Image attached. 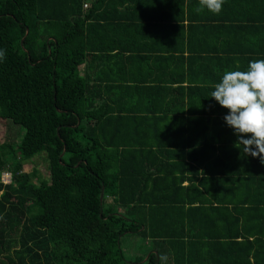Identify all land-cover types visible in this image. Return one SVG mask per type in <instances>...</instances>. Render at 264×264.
<instances>
[{
    "label": "trees",
    "instance_id": "1",
    "mask_svg": "<svg viewBox=\"0 0 264 264\" xmlns=\"http://www.w3.org/2000/svg\"><path fill=\"white\" fill-rule=\"evenodd\" d=\"M163 1L0 0V264H260L264 164L210 96L264 59V0L213 31Z\"/></svg>",
    "mask_w": 264,
    "mask_h": 264
},
{
    "label": "clouds",
    "instance_id": "2",
    "mask_svg": "<svg viewBox=\"0 0 264 264\" xmlns=\"http://www.w3.org/2000/svg\"><path fill=\"white\" fill-rule=\"evenodd\" d=\"M225 0H198L194 9L218 15ZM5 52L0 49V62ZM210 98L227 109L224 121L237 137L241 152L264 164V59L250 60L246 71H228L215 85Z\"/></svg>",
    "mask_w": 264,
    "mask_h": 264
},
{
    "label": "crops",
    "instance_id": "3",
    "mask_svg": "<svg viewBox=\"0 0 264 264\" xmlns=\"http://www.w3.org/2000/svg\"><path fill=\"white\" fill-rule=\"evenodd\" d=\"M91 0H88V2H90ZM146 1V0H144ZM148 3H150V7L151 8H164L166 9V11L168 10V3L167 2H164L163 0H160L158 2V0H155L154 2H152V0H147ZM164 2V3H163ZM192 9L194 10L195 9V5L192 6ZM168 12V11H167ZM164 16V15H162ZM199 17L202 18L203 20V23L202 25L203 26H208V21H210V18H211V14L210 12H204V13H201L199 14ZM164 18V17H162ZM122 22V21H121ZM157 23V22H156ZM201 22H194L193 26H202V25H197V24H200ZM112 24H118V23H112ZM120 24H123V23H120ZM186 25V21L184 23ZM213 26V25H212ZM223 28L227 26V24H222L221 25ZM209 27V26H208ZM207 30L209 31H213L210 27L209 28H206ZM216 30V29H215ZM194 31V30H193ZM227 33L224 29H219L217 27V30L215 31V33H211V34H208V35H205V34H198V33H193V35H197V36H200V37H203V43H202V46L200 44H198L200 47H202L201 49H203V51L200 53V55L202 54V56H204L203 58H209V56H211L212 54L215 55L217 50H220L221 48H219L218 46V43H217V38L218 37H222L224 38L226 36ZM142 34H139L138 37H141ZM132 37L129 36V35H121V36H113L112 39H118L120 41H123L122 44L126 45L125 42L128 43V39H131ZM198 39V38H196ZM196 56V55H195ZM188 183H184L183 186H186ZM258 261H260V264H264V253H261L259 254L258 256Z\"/></svg>",
    "mask_w": 264,
    "mask_h": 264
},
{
    "label": "rangeland",
    "instance_id": "4",
    "mask_svg": "<svg viewBox=\"0 0 264 264\" xmlns=\"http://www.w3.org/2000/svg\"><path fill=\"white\" fill-rule=\"evenodd\" d=\"M12 134V133H11ZM36 168L40 174H42L43 176L47 177V173L45 170V164L42 161L41 157L35 158L34 160H32L31 163H27L24 165V170L26 172H30L32 170V168Z\"/></svg>",
    "mask_w": 264,
    "mask_h": 264
},
{
    "label": "built area",
    "instance_id": "5",
    "mask_svg": "<svg viewBox=\"0 0 264 264\" xmlns=\"http://www.w3.org/2000/svg\"><path fill=\"white\" fill-rule=\"evenodd\" d=\"M10 178L11 175L8 172H5L1 175L0 181L1 183H3L4 185H7L10 183Z\"/></svg>",
    "mask_w": 264,
    "mask_h": 264
}]
</instances>
